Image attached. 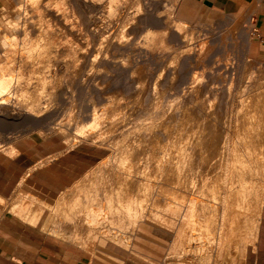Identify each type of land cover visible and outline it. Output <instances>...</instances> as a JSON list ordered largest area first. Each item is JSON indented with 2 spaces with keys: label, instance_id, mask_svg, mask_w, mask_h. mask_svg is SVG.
Returning a JSON list of instances; mask_svg holds the SVG:
<instances>
[{
  "label": "bare ground",
  "instance_id": "1",
  "mask_svg": "<svg viewBox=\"0 0 264 264\" xmlns=\"http://www.w3.org/2000/svg\"><path fill=\"white\" fill-rule=\"evenodd\" d=\"M160 1L0 0V126L58 135L67 150L79 141L107 149L81 180L95 176L91 185L107 190L110 217H132V205L172 188L181 208L173 243L180 258L197 223L214 220L208 249L241 264L247 247L255 249L264 206V68L247 66L248 33L239 32L237 66L221 76L210 58L228 61L230 34L191 27L175 16L178 0ZM11 141L1 140L0 151L12 153ZM21 206L18 199L9 214Z\"/></svg>",
  "mask_w": 264,
  "mask_h": 264
},
{
  "label": "rangeland",
  "instance_id": "2",
  "mask_svg": "<svg viewBox=\"0 0 264 264\" xmlns=\"http://www.w3.org/2000/svg\"><path fill=\"white\" fill-rule=\"evenodd\" d=\"M160 3L162 5H165L164 0H161ZM248 10L249 7H247L246 9L241 8L239 10L240 12L237 13L236 4L235 6H232L229 9V11L204 10L195 2L187 1V0L184 1L178 0V4L175 10V16L177 19L188 22V24L191 27H197V26L202 27L207 31H209L210 35L217 34L219 38L220 36L222 37V35L225 32L226 33L228 32L230 34V39L224 41V44L227 45L226 51L228 52V54H230L228 61H225V59L223 58L224 55L222 57L221 55H219L218 57L216 56L214 58H210L212 61H216L214 67L220 69L219 73L221 74V76H225L226 69H229L231 66L232 67L237 66V52H240L238 50H243L241 47L243 43L241 37H239L241 36L239 35V32L248 33L247 37L249 38L250 43L254 38L252 34L253 29L249 23V18L248 16L244 15L245 13L250 15V13H247ZM247 18H248V23L246 22ZM232 30H234L233 33ZM207 41L208 42L211 41V38H209ZM245 60L248 62L247 66L255 65L256 67L258 65L264 68V56H258L257 54H255V51L251 47V44L248 48L247 56H245ZM191 67L195 70L198 69V65L196 63L191 64ZM196 73H198V71H196ZM262 75H264V73ZM227 76L230 81V79L235 77L236 75L228 74ZM246 77L247 76L245 77L243 76V78ZM243 81L246 84L247 80L245 79ZM244 82H242L243 85H245ZM63 109L61 110L60 115L62 116L63 114H65L66 116L63 115V119L65 120L67 119V114L64 111L67 112V110H63ZM60 117H58L57 120L62 119ZM57 123L58 121L57 122L55 121L54 124ZM28 130H29L28 127L25 128L23 126L22 128L21 126H15V125L0 126V141L1 140L11 141L14 139L13 141H11V144L13 145L12 147L14 149L12 150L13 152L10 153L11 155L9 154V156H13L18 152H21L22 159L28 161L37 158L39 156H44L53 151L59 152L61 150L68 151L69 149H72V151L74 152L76 151L77 154L80 155L75 157L76 160L79 157H81L82 176L83 175L85 176V174L92 167L96 166L109 154V151L107 149L97 147L96 145L94 146L90 145V143L84 141H79L78 143L75 144L76 146H71L67 150L65 149L67 147V143L63 142L65 140L62 139L60 136L58 135L49 136V138L47 137L48 140L41 137L40 139L39 136L37 137L34 131L30 132ZM6 138L9 139L6 140ZM3 151H0V153L5 154V152ZM6 154L8 155V153ZM50 156L51 155H49L48 157ZM71 163H74V161H71ZM91 177L93 178V180H89L92 179ZM94 177L95 176L92 175L91 176L89 175V177L87 176L86 178L88 179V181L86 182H83V180L80 179L78 182L79 183L82 182L81 184L85 186L78 184V187L81 186L80 188L76 189L72 187L67 189L52 207L37 202H36L37 204L41 205L44 208L36 207L37 204L33 203L35 201L29 200L28 197L30 196L28 195L26 196V194H24L25 195L24 197L23 194L18 191L19 195H17L14 198V200L13 199L0 200V217H2L5 213H10L9 210L10 208L13 207V204L15 205L16 201L18 199H21L22 211L18 210V208L16 210L15 208L13 211V213L15 212L13 215L14 217L16 216L17 218L18 216L16 215V213L17 214L19 213L21 216H24L27 219L28 223L32 225L35 224V222L37 221V219H35L36 217L35 213H37V211H41V212L45 211V218L47 216L48 218H50L51 216L52 219L50 218V220H52L56 225L44 224V226H42V230L46 231L47 233L50 230H54V231L61 230L65 232L63 234L65 239L69 242L72 240L76 241V242L73 241V243H75V246L80 247L81 252L83 253L87 252L89 253V255L91 254L90 255L91 258L94 260V262H97V264H124L125 262L127 264H184V263L197 264L198 261L199 264H225L228 261L230 262L232 261L231 262L232 264H237V256L235 259V257L231 258L225 256V253L223 254L221 253V255L219 253L217 254V252H214V249L212 250L213 246H211V249L210 247L208 249L207 247L208 244L215 239L214 238L215 236L212 235L215 227L213 225L211 226V224H214L213 223L215 222L214 220L207 221L208 224L206 223L207 224L206 226H208L209 229H207L204 222L197 223L199 225H197L195 229L191 231L192 232L190 233L191 238L188 237L187 240L189 241L186 240L187 244L184 241L185 245H183V248L185 246L186 250L185 248L184 250L189 251L184 253L185 255L187 253L189 255L187 254V257L185 256L186 258L185 257L180 258L181 252H176L175 249L176 247L175 245H173V243H174V237H175V231L177 225L176 222L179 217V213H180L179 210L181 208L178 209V204H177L178 200L177 198L175 199L174 196L175 193H173L174 190L172 188L167 189L166 192L162 193L160 191L159 193H157L160 196L156 197V200L154 199V202L153 201L144 202L142 204V207L134 205L138 208L140 207V210L138 208H135L134 211L133 210L134 206L132 205L133 207L131 206L132 210L130 211L133 213L134 218L133 216L132 217L125 216L126 218L122 216L123 218L122 219L120 216L119 217L120 219L118 218V220L117 219L114 220L112 217H110L109 214L110 212L106 211V206H105L106 202H104V198L106 197L104 196L106 195L107 190L104 188L106 190L105 191L102 187L100 188L97 185L95 186L91 185L93 184L92 181H94ZM83 178L84 177H82V179ZM170 189L173 191H171ZM154 193H156V190L154 191ZM60 199L61 200L63 199V201H61ZM57 209H59L58 210L59 212L57 211ZM136 211L138 212L137 214L138 216L136 215L137 213ZM53 212H55L56 215L55 213L53 214ZM134 212L136 213L134 214ZM26 215H28V217ZM139 216L141 218H139ZM130 218L132 220H130ZM133 219L135 220L133 221ZM113 221L114 224H112ZM109 223H111V225ZM201 225L203 228H200ZM121 227H123L124 229L121 232H118V229H121ZM204 228L205 230L206 229L208 230V233L207 230L202 231V229ZM211 229H212V233L210 235ZM97 230L100 231V233H98ZM199 230L201 232H199ZM105 231L107 232V234L105 233ZM100 237H105V239H107L109 242L105 241ZM190 240L191 241L193 240L192 241L193 244ZM115 242H119L117 243L118 245ZM67 245L70 246L71 248L75 247L69 244ZM194 249L198 251H203V249H205L206 251L192 253ZM99 250H102L104 252H97ZM256 250H257V239H255V249H253L252 246L247 247L244 259L242 261L243 263L241 264H252V261L254 260L253 258L254 256H251L252 254L251 252H256ZM191 253L192 254L196 253L200 257L201 261L198 259L199 258L198 256H196L197 259H195V257L193 258L191 256L192 255ZM222 255L229 258V260L227 261L225 257L221 258L223 257ZM152 258H157V259L153 260ZM230 258L231 259L234 258V259L231 260ZM223 259L226 262H224ZM183 260L184 262L182 263ZM230 262H228V264H231Z\"/></svg>",
  "mask_w": 264,
  "mask_h": 264
},
{
  "label": "crops",
  "instance_id": "3",
  "mask_svg": "<svg viewBox=\"0 0 264 264\" xmlns=\"http://www.w3.org/2000/svg\"><path fill=\"white\" fill-rule=\"evenodd\" d=\"M187 1L197 3L204 10L229 11L236 4L238 13L241 8L249 7L250 11L248 10L247 13L250 15L244 14L248 16L253 29L254 38L251 43L249 42V46L251 44L255 54L264 56V0ZM56 152L53 151L28 161L22 159L21 152L13 156L0 153V198L2 200H14L19 195L18 191H22L23 195H29L34 199L35 202L33 203L52 207L67 189L72 188L84 176H82L81 157L76 160L75 157L80 155L72 149L61 152L57 158H52L53 161L49 160L50 164L47 163L41 168L38 167V170L36 168L34 171L28 170L36 162L39 163L41 159ZM36 207L44 208L39 204ZM38 218L35 224L31 225L28 222H22L9 213L0 217V264H97L91 258V254L81 252L80 247L71 248L67 245H71L67 240V242L65 239L62 241L42 230V226L48 223V216L45 218V211H42ZM260 221L257 250L251 252V256H254L252 264H264V208ZM49 223L56 225L52 220ZM56 232L57 234L65 233L61 230ZM97 252L104 251L99 250ZM152 259L156 260L157 258Z\"/></svg>",
  "mask_w": 264,
  "mask_h": 264
}]
</instances>
